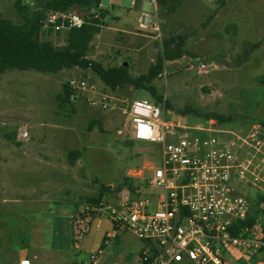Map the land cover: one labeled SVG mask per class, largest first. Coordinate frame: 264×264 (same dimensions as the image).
Instances as JSON below:
<instances>
[{"label":"rangeland","instance_id":"obj_1","mask_svg":"<svg viewBox=\"0 0 264 264\" xmlns=\"http://www.w3.org/2000/svg\"><path fill=\"white\" fill-rule=\"evenodd\" d=\"M100 8L109 13L85 57L104 68L126 62L132 77L147 75L162 51L163 39L184 38L188 54L164 61L162 71L152 79L163 97L160 106L165 115L205 122L206 118L181 114L190 107L215 121L214 129L240 136L264 123V85L258 82L264 75V0H223L222 5L180 0L172 13L159 10L152 0H141L139 9L134 0H101ZM141 12L157 23V34L137 26ZM0 15L19 20L13 0H0ZM65 37L64 31L43 32L41 40L61 47ZM247 43L258 46L244 56ZM72 77L86 78L121 98L153 103L144 89L127 85L112 91L104 87L90 69L72 68L57 74L8 70L0 75V202L19 200L2 207L8 213L22 214L0 215V264H12L23 247L36 257L35 264H81L109 234L116 237L110 235L108 244L102 246L100 256L105 264H132L125 256L137 254L142 247L132 232L112 231L106 217L100 228L92 223L81 238L71 228L77 211L93 207L85 202L87 197L96 196L105 187L108 191L100 204H116L125 187L121 186L124 177L141 186L157 164L154 145L128 144L131 140L119 114L91 109L81 101L73 104L74 113L69 112V106L58 108L56 95ZM212 113L232 120L219 123L209 117ZM93 120L100 126H92ZM23 132L26 137L21 136ZM71 151L80 152L73 165L68 161ZM246 157L245 150H240L239 158ZM230 187L250 202L264 196V183L252 185L234 177ZM142 192L155 195L159 190L142 186ZM91 219L87 217L88 224ZM261 257L258 254L241 262L263 264Z\"/></svg>","mask_w":264,"mask_h":264},{"label":"built area","instance_id":"obj_2","mask_svg":"<svg viewBox=\"0 0 264 264\" xmlns=\"http://www.w3.org/2000/svg\"><path fill=\"white\" fill-rule=\"evenodd\" d=\"M21 2L31 4L30 0ZM136 22L140 29L159 32L147 13L141 12ZM84 23L75 12H56L46 15L40 24L43 31L60 33L81 28ZM67 85L71 103L81 101L91 109L119 114L129 139L154 145L157 154V164L141 186H125L116 204H100L74 216L71 228L78 238L88 230L87 217L103 215L138 240L154 244L156 253L150 264H240L238 261L249 260L264 249V199L257 203V216L247 225L249 200L230 187L234 177L252 185L264 183L260 127L240 136L214 129L216 122L208 118L205 125L204 121L168 117L163 106L118 97L86 78L72 77ZM21 136L26 137V133ZM240 150H245L246 158H239ZM142 186L157 188L159 193L144 194ZM238 222L243 224L237 226ZM101 254L100 248L91 250L81 264H96ZM149 257L146 245L140 263ZM18 264L31 262L24 257Z\"/></svg>","mask_w":264,"mask_h":264},{"label":"trees","instance_id":"obj_3","mask_svg":"<svg viewBox=\"0 0 264 264\" xmlns=\"http://www.w3.org/2000/svg\"><path fill=\"white\" fill-rule=\"evenodd\" d=\"M30 2L31 4H22L21 0H13V7L19 18L17 22L0 15V75L8 70H33L39 73L57 74L72 68L90 69L103 86L112 91L131 85L135 89L146 90L154 104L161 105L163 103V97L152 85V79L160 74L164 61H174L188 54L183 46V37H165L162 41V51L157 56L155 63L151 65L147 75L134 78L129 74L128 67H124L122 64L104 68L101 64L85 57L94 35L102 26H105L102 19L108 14V11L100 8L101 0H30ZM155 3L159 10L172 13L179 6L180 0H155ZM217 4L222 5L223 0ZM56 12H75L85 20L81 28L64 31L66 33L65 44L61 47H55L51 42L41 40L43 32L52 33L41 30V20L46 15ZM257 46L258 43H247L243 51L244 56L247 55L251 47L256 48ZM258 82L264 85V75L258 77ZM71 94L66 81L62 85L61 91L56 95V100L59 109L69 106V112L74 113V103L70 102ZM164 104L169 107L167 101H164ZM181 114L208 118V115L200 114L190 107H185ZM209 117L215 118L219 123H230L232 120L229 116L224 117L217 113H212ZM91 125L100 126V123L93 120ZM259 127L264 133V123H261ZM132 142L134 141H129L128 144L132 145ZM79 156V151H71L68 157L69 163L73 165ZM121 186L133 187L134 185L127 177H124ZM106 191H108L107 188L101 187L96 196L87 197L85 202L96 207L100 204ZM263 199V196H258L256 201H249L252 215L250 214L244 223L251 224L257 216V203ZM72 220L73 218L70 225H72ZM242 224L243 222H238L236 225L241 226ZM112 225L114 230H122L113 222ZM233 234H237V232L234 231ZM146 245L150 247V257L147 261H142L141 264H150L152 256L156 253L154 244L145 243Z\"/></svg>","mask_w":264,"mask_h":264},{"label":"crops","instance_id":"obj_4","mask_svg":"<svg viewBox=\"0 0 264 264\" xmlns=\"http://www.w3.org/2000/svg\"><path fill=\"white\" fill-rule=\"evenodd\" d=\"M134 7L136 9H139L141 7V0H135L134 1ZM9 202H11V203H14V202L15 203H19V200H11V201H2V202H0V215H22L21 213H19V214L18 213L17 214L16 213H8L7 210H6V208L2 207V204H7ZM76 213L78 214L80 212L77 211ZM103 217H106V216L97 215V216L92 217V219H91V221L89 223V226H88L89 227L88 231L90 230L92 223H95L96 226H97V228H100L99 225L101 224V220H102ZM107 220H109V219L107 218ZM111 228H112V231H119V230H114L113 229L112 222H111ZM122 231H124V230H122ZM110 235L112 237H116L115 234L104 235L103 236V244H108L109 237H111ZM102 246H103L102 244L101 245H98V246H96V249L100 248L102 250ZM144 247H145V243L142 242V247H141L140 251L137 254H132V253L129 252V254L127 256H125V260L126 261H131L132 264H141L140 261H139V256H140V253L142 252V250L144 249ZM102 254H103V251H102ZM102 254H101V256H102ZM258 254H260V255L262 254L261 260H262V263H263V259H264V249L263 250H260L256 254H253L252 257L253 256H256ZM101 256L99 257V259H98V261H97L96 264H105V260L104 259H101ZM118 256L121 257V258H123V256H120V254ZM24 257L25 258H28L30 260L31 264H35L36 257L34 255H31L30 252H29V250H28V248H26V247L20 248L18 250L17 256L13 257V263L12 264H18L19 259L24 258ZM252 257L249 260H251ZM238 262H240V264H242L241 260L238 261ZM114 264H118V263H114Z\"/></svg>","mask_w":264,"mask_h":264},{"label":"water","instance_id":"obj_5","mask_svg":"<svg viewBox=\"0 0 264 264\" xmlns=\"http://www.w3.org/2000/svg\"><path fill=\"white\" fill-rule=\"evenodd\" d=\"M122 65H123L124 67H128V64H127L126 62H123Z\"/></svg>","mask_w":264,"mask_h":264}]
</instances>
